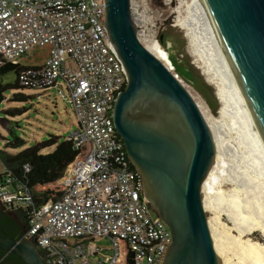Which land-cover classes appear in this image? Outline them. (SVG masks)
Returning <instances> with one entry per match:
<instances>
[{
	"label": "built area",
	"instance_id": "built-area-1",
	"mask_svg": "<svg viewBox=\"0 0 264 264\" xmlns=\"http://www.w3.org/2000/svg\"><path fill=\"white\" fill-rule=\"evenodd\" d=\"M103 25L102 0H0V69L46 46V62L20 69L16 80L22 89L56 88L63 97L64 87L77 126L66 140L87 148L65 167L55 201L36 207L20 185L11 190L0 181V205L25 212L23 238L43 264H161L171 243L114 129L113 104L127 79ZM153 26L145 27L153 34ZM135 27L138 35L143 27ZM101 238L111 254L92 245Z\"/></svg>",
	"mask_w": 264,
	"mask_h": 264
},
{
	"label": "water",
	"instance_id": "water-1",
	"mask_svg": "<svg viewBox=\"0 0 264 264\" xmlns=\"http://www.w3.org/2000/svg\"><path fill=\"white\" fill-rule=\"evenodd\" d=\"M196 3L264 143V0ZM102 7L108 46L127 79L113 104L114 129L171 234L161 264H220L200 201L215 154L207 125L177 76L139 42L130 0H102ZM10 250L23 264H43L30 241L0 235V251Z\"/></svg>",
	"mask_w": 264,
	"mask_h": 264
},
{
	"label": "bare ground",
	"instance_id": "bare-ground-1",
	"mask_svg": "<svg viewBox=\"0 0 264 264\" xmlns=\"http://www.w3.org/2000/svg\"><path fill=\"white\" fill-rule=\"evenodd\" d=\"M130 5L133 23L143 28L151 24L145 9L137 11L133 0ZM183 12L185 15L177 21L178 26L186 31L191 54L203 69L207 82L215 86L221 103L217 120L209 117L201 102L189 93L207 125L215 149L200 186V201L212 245L220 264H264V243H256L247 237L252 232H259L264 239V143L261 132L252 121L196 0H179L177 13ZM146 28L139 31V42L172 71L169 55ZM233 134L235 136H229ZM224 182L238 190L221 191L219 185ZM222 214L232 223L230 227L220 220ZM231 231H235L237 237L231 236Z\"/></svg>",
	"mask_w": 264,
	"mask_h": 264
},
{
	"label": "rangeland",
	"instance_id": "rangeland-1",
	"mask_svg": "<svg viewBox=\"0 0 264 264\" xmlns=\"http://www.w3.org/2000/svg\"><path fill=\"white\" fill-rule=\"evenodd\" d=\"M140 10L145 9L146 15L151 18L150 23L154 24L153 36L159 43L161 48L176 63L189 69L192 76L199 78L203 83L208 85L213 91L215 98L214 109H209L202 96L184 79L175 73L173 66L172 72L180 80L184 88L189 91L197 101L201 102L204 112L209 117L219 119V111L221 103L216 94L215 86L207 82V76L203 73V69L197 65L196 57L191 54L186 31L178 26L180 20L185 13L179 15L177 7L179 0H133ZM142 2V3H140ZM144 2V3H143ZM141 4L145 5L141 7ZM149 13V14H148ZM149 28V27H148ZM143 30V28H141ZM49 49L44 47H32L24 56L15 59L12 64L16 67H38L46 62ZM197 63V64H196ZM16 75L9 72L0 75V86L5 88L7 85L14 84L16 89H2V102L0 103V150L9 155H15L20 150L5 148L7 146L8 133L15 129L16 135L25 142L26 147L33 146L36 143L48 140L51 136L59 137V141L66 140L69 135L76 131L75 116L68 103L67 94L63 87L64 97L56 88L41 92H32L22 89L18 82H15ZM16 83V84H15ZM21 94L26 99L24 101H14V96ZM17 110L15 115L10 112ZM10 113V114H9ZM15 126H18L15 127ZM230 137L235 136L234 134ZM228 137V136H227ZM54 148V147H53ZM52 148L41 150L40 154L52 152ZM3 172V166L0 163V173ZM232 188L238 190V187L231 183H221L219 189L223 192ZM220 220L226 225L231 226L232 223L225 216L221 215ZM231 236L237 237L235 231L230 232ZM246 237V236H245ZM249 239L256 243H264L263 237L259 232H252L247 235ZM93 246L99 248L104 254H111V245L108 239L101 238L93 242Z\"/></svg>",
	"mask_w": 264,
	"mask_h": 264
},
{
	"label": "trees",
	"instance_id": "trees-1",
	"mask_svg": "<svg viewBox=\"0 0 264 264\" xmlns=\"http://www.w3.org/2000/svg\"><path fill=\"white\" fill-rule=\"evenodd\" d=\"M174 63L190 73L188 68L176 62ZM22 68L24 67H16L13 64H8L0 69V75L9 72H14L15 75H17L18 71ZM191 78L192 81L189 84L202 96L209 109H214L213 103H215V98L211 88L199 78L192 75ZM15 82H17V80H15ZM1 87L2 86H0V103L3 100L1 95L2 89H16L17 86L11 84L7 85L5 88ZM14 99V101H24L26 97L21 94H16ZM10 113L11 115H15L17 110ZM15 127L18 128V126ZM6 140L8 143L5 148L20 151L15 155H9L3 150H0V163L3 166V172L0 173V181L3 183L9 181L11 190L15 189L17 185H20L30 197L31 203L36 207L41 206L47 201H55L59 198L61 189L58 183L65 167L76 159H82L87 149L86 145H82L75 149L71 142L67 140L59 141V137L57 136H51L46 141L26 147L25 142L16 135L15 129L9 131ZM46 148H52L53 151L40 154L41 150ZM25 165L29 167L28 172H25L23 169ZM6 211L19 217L24 232L25 212L21 209H15L13 204H11V208L6 209ZM0 257L3 258V260L12 261V259H15L14 262L19 261L12 256H5L2 252H0Z\"/></svg>",
	"mask_w": 264,
	"mask_h": 264
},
{
	"label": "flooded vegetation",
	"instance_id": "flooded-vegetation-1",
	"mask_svg": "<svg viewBox=\"0 0 264 264\" xmlns=\"http://www.w3.org/2000/svg\"><path fill=\"white\" fill-rule=\"evenodd\" d=\"M141 182H142V190L144 193L142 178H141ZM23 233L24 232L22 230L19 217L17 215L10 214L8 211H6V209L3 206L0 205V235L18 241L24 239ZM2 253H4L5 256H12L13 258H17L16 255L12 254L11 250ZM14 261L15 259L9 261V260H3V258L0 257V264H23L20 260L18 262H14Z\"/></svg>",
	"mask_w": 264,
	"mask_h": 264
}]
</instances>
